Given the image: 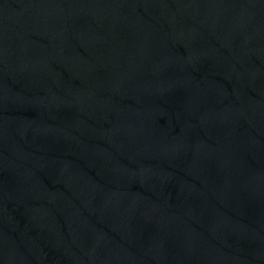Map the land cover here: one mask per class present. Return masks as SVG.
<instances>
[{"label":"water","instance_id":"obj_1","mask_svg":"<svg viewBox=\"0 0 264 264\" xmlns=\"http://www.w3.org/2000/svg\"><path fill=\"white\" fill-rule=\"evenodd\" d=\"M0 264H264V0H0Z\"/></svg>","mask_w":264,"mask_h":264}]
</instances>
